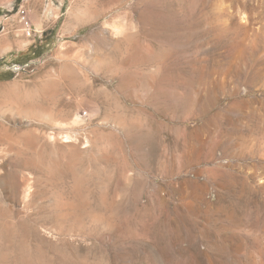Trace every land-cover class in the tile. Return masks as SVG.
<instances>
[{
    "label": "rangeland",
    "instance_id": "rangeland-1",
    "mask_svg": "<svg viewBox=\"0 0 264 264\" xmlns=\"http://www.w3.org/2000/svg\"><path fill=\"white\" fill-rule=\"evenodd\" d=\"M0 196V264H264V0H0Z\"/></svg>",
    "mask_w": 264,
    "mask_h": 264
},
{
    "label": "bare ground",
    "instance_id": "bare-ground-1",
    "mask_svg": "<svg viewBox=\"0 0 264 264\" xmlns=\"http://www.w3.org/2000/svg\"><path fill=\"white\" fill-rule=\"evenodd\" d=\"M77 73H79L78 71H77ZM68 74V73H67ZM65 75V74H64ZM63 75V76H64ZM73 75V74H72ZM72 75H70V76H72ZM74 76H75V74H74ZM73 76V77H74ZM72 77V78H73ZM66 78H68V77H66ZM75 78V77H74ZM65 80V79H64ZM50 92V91H49ZM34 104V103H33ZM37 104V103H36ZM37 106V105H36ZM66 142H69V141H66ZM17 171V170H16ZM8 176V175H7ZM4 177L3 178V180L4 181H6L7 182V184H9V186H8V188H7V191L5 192V194H12L13 195V197L14 196H16V197H20V185H19V183L17 182V181H12V180H10V178H8V177ZM13 177H11V179H12ZM19 179V178H18ZM2 180V181H3ZM8 180V181H7ZM5 183V182H4ZM3 184V183H2ZM6 184V185H7ZM4 185V184H3ZM2 185V186H3ZM33 187V186H32ZM31 187V188H32ZM4 188V187H3ZM29 188V187H28ZM5 189V188H4ZM3 189V190H4ZM27 189V188H26ZM6 190V189H5ZM29 191V190H28ZM27 191V192H28ZM29 193V192H28ZM31 193V192H30ZM16 199V198H15ZM3 202V196H0V203H2Z\"/></svg>",
    "mask_w": 264,
    "mask_h": 264
},
{
    "label": "built area",
    "instance_id": "built-area-1",
    "mask_svg": "<svg viewBox=\"0 0 264 264\" xmlns=\"http://www.w3.org/2000/svg\"><path fill=\"white\" fill-rule=\"evenodd\" d=\"M27 31H28V35L31 36V32H30V28L29 27L27 28Z\"/></svg>",
    "mask_w": 264,
    "mask_h": 264
}]
</instances>
